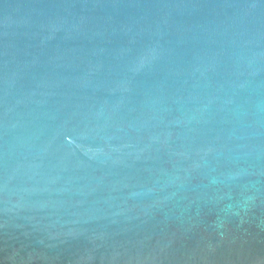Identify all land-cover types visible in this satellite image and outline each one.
<instances>
[{
	"label": "water",
	"instance_id": "95a60500",
	"mask_svg": "<svg viewBox=\"0 0 264 264\" xmlns=\"http://www.w3.org/2000/svg\"><path fill=\"white\" fill-rule=\"evenodd\" d=\"M0 264H264V0H0Z\"/></svg>",
	"mask_w": 264,
	"mask_h": 264
}]
</instances>
